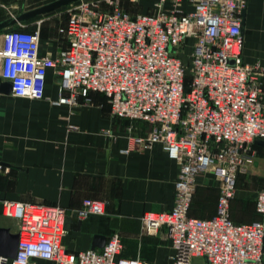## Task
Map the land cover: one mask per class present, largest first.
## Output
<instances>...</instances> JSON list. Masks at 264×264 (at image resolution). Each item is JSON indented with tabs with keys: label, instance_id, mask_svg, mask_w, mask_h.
I'll use <instances>...</instances> for the list:
<instances>
[{
	"label": "built area",
	"instance_id": "1",
	"mask_svg": "<svg viewBox=\"0 0 264 264\" xmlns=\"http://www.w3.org/2000/svg\"><path fill=\"white\" fill-rule=\"evenodd\" d=\"M122 1L81 0L58 28L67 47L56 55L42 54L40 26L6 29L1 80L12 83L15 96L70 107L90 103L93 91L103 93L112 116L130 120L134 148L161 145L179 164L173 208L141 217L146 233L167 227L172 264H193L198 257L207 264H263L264 187L255 201L261 218L243 223L231 216L238 176L248 170L256 141L264 140V65L244 59L248 0H156L154 12L136 14ZM50 73L56 99L46 94ZM137 121L151 129L135 134ZM204 173L217 180V212L196 218L189 213ZM2 210L20 226L16 258L1 257L0 264H154L124 257L118 232L101 248L67 250L60 237L67 232L64 207L3 200ZM75 212L85 218L104 214L105 207L85 199Z\"/></svg>",
	"mask_w": 264,
	"mask_h": 264
},
{
	"label": "crops",
	"instance_id": "2",
	"mask_svg": "<svg viewBox=\"0 0 264 264\" xmlns=\"http://www.w3.org/2000/svg\"><path fill=\"white\" fill-rule=\"evenodd\" d=\"M17 1L0 0V21L9 14L14 16L12 8ZM155 1L150 5L153 9ZM147 9L144 7L143 13H149ZM245 10L244 59L264 65V0H248ZM41 42L42 54L56 55L67 47L59 33H41ZM55 82L56 77L50 73L46 94L52 99L57 98ZM91 99L90 103L70 107L55 105L47 98L28 99L0 92V258L6 257V244L15 241L14 235L19 231V220L6 216L2 210L3 200H12L66 208L67 232L60 237L71 252L91 248L96 235L107 240L118 232L124 257L172 264L174 249L167 227L146 233L141 217L146 212L173 208L179 164L167 157L161 145L146 150L134 148L128 137L130 120L113 117L103 93L93 91ZM134 125L135 134L151 129V125L140 121ZM255 147L264 145L255 143ZM122 149L129 151L124 153ZM243 173H254L250 161ZM243 173L238 179L246 183ZM255 174L261 176L258 168ZM213 177L211 173L198 177L190 216L211 218L216 214L219 189ZM263 187L264 184L256 190L255 201ZM244 192L242 186L238 188L237 180L231 216L236 222L249 223L255 218L243 213ZM85 199L102 201L105 213L79 218L75 211ZM199 202L204 203L203 208ZM254 209L256 212V203ZM160 251L166 252V261L157 260ZM39 264L54 263L39 260Z\"/></svg>",
	"mask_w": 264,
	"mask_h": 264
},
{
	"label": "rangeland",
	"instance_id": "3",
	"mask_svg": "<svg viewBox=\"0 0 264 264\" xmlns=\"http://www.w3.org/2000/svg\"><path fill=\"white\" fill-rule=\"evenodd\" d=\"M53 0H18L15 8H12L13 14L16 15L22 10H29L32 8H35L37 6L46 4L48 2H51ZM154 0H140L139 2H130L129 0H123L122 5L124 8H126L130 13L136 14L139 12H143L144 7H148L146 12H154L155 9H153L150 5L153 3ZM187 2V0H185ZM81 3V0H78L76 2L70 3L68 5H65L63 7H60L56 10L47 12L43 15H40L38 17L29 19L27 21L21 22L24 24L25 28L27 29H33V25H36L38 27V22L41 21V33L43 35H50L53 33H58V28L63 25L71 16L73 12H75V8ZM12 15H8V17H11ZM35 23V24H33ZM22 26L19 24H16L12 26V29H18ZM189 50V49H188ZM230 63L232 64L233 61L230 60ZM254 153L252 154V157L250 158V167H253L254 173L252 175H246V183H241L238 179V188L243 187L245 189V196H244V209L243 213L247 216H252L254 219L261 218L258 216L255 212L254 205H255V194L256 190L259 189L264 184V148H258L254 146ZM256 161V162H255ZM258 168L261 172V176L255 174V170ZM241 174V173H240ZM215 184L217 186V180L215 177H213ZM256 188V189H252ZM198 205L204 206V203H197ZM49 231L52 229L49 228ZM59 233V232H58ZM166 252L160 251L157 256V260H165L166 261ZM193 264H206V260L204 258H195Z\"/></svg>",
	"mask_w": 264,
	"mask_h": 264
},
{
	"label": "water",
	"instance_id": "4",
	"mask_svg": "<svg viewBox=\"0 0 264 264\" xmlns=\"http://www.w3.org/2000/svg\"><path fill=\"white\" fill-rule=\"evenodd\" d=\"M78 0H53L51 2H48L46 4L37 6L35 8L29 9V10H22L21 12H19L18 14L8 17L6 19H3L0 21V31H3L7 28H10L16 24H19L21 22L27 21L29 19L38 17L40 15H43L47 12L56 10L60 7H63L65 5H68L70 3L76 2ZM245 12L246 10H243V24H244V17H245ZM180 57L183 60V63L185 66H188L189 64V58L187 55H185V53L180 52L179 53ZM0 92L2 93H12V83L9 81H3L0 78ZM256 143L258 144H263L264 145V140H257ZM1 230V229H0ZM15 237V241L13 242H8V244H6V252L7 255L6 257L8 258H16L17 252H18V245H19V233H16L14 235ZM0 243H2V241L0 240ZM106 243V237L103 235H96L94 238V242L92 247H103ZM3 244V243H2Z\"/></svg>",
	"mask_w": 264,
	"mask_h": 264
},
{
	"label": "bare ground",
	"instance_id": "5",
	"mask_svg": "<svg viewBox=\"0 0 264 264\" xmlns=\"http://www.w3.org/2000/svg\"><path fill=\"white\" fill-rule=\"evenodd\" d=\"M59 231V230H58Z\"/></svg>",
	"mask_w": 264,
	"mask_h": 264
}]
</instances>
